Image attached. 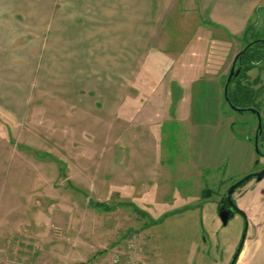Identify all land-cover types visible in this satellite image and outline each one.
Returning a JSON list of instances; mask_svg holds the SVG:
<instances>
[{
    "label": "rangeland",
    "instance_id": "obj_1",
    "mask_svg": "<svg viewBox=\"0 0 264 264\" xmlns=\"http://www.w3.org/2000/svg\"><path fill=\"white\" fill-rule=\"evenodd\" d=\"M29 23L32 37L44 35L37 55L23 46L19 22L0 38V264H112L131 242L140 264H228L243 234L235 264H264V178L233 194L240 214L226 226L218 217L227 189L264 166V159L255 164L254 116L222 100L229 118L214 135L192 137L190 126L172 123L161 134L148 126L128 133L127 123L105 122L95 95L80 108L55 104L48 88L69 77L62 61L51 60L47 26ZM249 26L232 44L216 38L206 52L219 61L264 42V15ZM254 48L264 55L263 44Z\"/></svg>",
    "mask_w": 264,
    "mask_h": 264
},
{
    "label": "crops",
    "instance_id": "obj_2",
    "mask_svg": "<svg viewBox=\"0 0 264 264\" xmlns=\"http://www.w3.org/2000/svg\"><path fill=\"white\" fill-rule=\"evenodd\" d=\"M262 14L264 0H0V38L19 22L23 46L37 55L44 35L32 37L29 21L47 26L51 60L69 77L48 88L55 104L79 107L95 95L105 122L127 123L128 133L148 126L161 134L172 123L211 136L229 118L221 107L234 51L217 61L207 46L216 38L232 44Z\"/></svg>",
    "mask_w": 264,
    "mask_h": 264
},
{
    "label": "flooded vegetation",
    "instance_id": "obj_3",
    "mask_svg": "<svg viewBox=\"0 0 264 264\" xmlns=\"http://www.w3.org/2000/svg\"><path fill=\"white\" fill-rule=\"evenodd\" d=\"M252 43H254V44H252ZM261 44L264 45V42H261L259 40H253L251 42L246 43V45L233 57V59L231 61V64H232L234 58L240 54L235 61L234 73H236V76L232 80H238L239 81L240 86L244 90V93L246 96H248L247 95L248 91H252V93H253L252 99H254V100L252 101V103H249L247 105V107L239 108V109H253V110L257 111L259 116H260L261 132L258 133V136H257V142H258V148H259L260 155H258V156L256 155V158H257L256 161L258 162L256 165H258L260 163L259 161L261 159H264V114H263L264 113V80H262V81L260 80V84H259L260 77L262 75L264 76V55L262 53L255 52L258 49L254 50L255 49L254 46H256V45L260 46ZM231 64H230V67H231ZM254 70H256L257 74L254 76L255 78L250 81L248 74ZM229 71H230V68H229ZM228 74H229V72H228ZM228 74H227V77H228ZM230 84H231V82H230ZM258 84H259V86L257 88ZM225 104L227 105L226 102H225ZM236 108H238V107H236ZM251 114L254 116L255 121H256L255 122V124H256L255 125V131H254V135L252 138V145H254V138H255V134H256L258 119H257L256 114H254V113H251ZM248 123L249 122L247 120H245L244 127H247ZM244 139H246L248 142L250 140L249 137H247V136ZM263 168H264V166L262 168H260L259 170L254 171V172H258V171L262 170ZM223 197L221 198V201L218 204V206L220 208L228 210V209H230V203H229L228 199H223ZM234 214H240V211L233 209V216H234ZM235 263H236V261H235ZM228 264H231V262H229Z\"/></svg>",
    "mask_w": 264,
    "mask_h": 264
},
{
    "label": "water",
    "instance_id": "obj_4",
    "mask_svg": "<svg viewBox=\"0 0 264 264\" xmlns=\"http://www.w3.org/2000/svg\"><path fill=\"white\" fill-rule=\"evenodd\" d=\"M239 55H237L234 58V60H233V62L231 64L228 77H227V79L225 81V84H224V87H223V99L227 103L228 107L235 113H243V112L247 111V112L254 113V114L257 115L258 124H257L255 138H254V149H255L256 155L258 156V155H260V152H259V148H258L257 136H258V133L261 132L260 116H259L258 112L253 110V109H239V108H236L229 102V99H228V88H229L231 80L236 76V73H234V66H235V61H236V59H237V57ZM257 163L258 162L256 161L255 164H257ZM263 178H264V168L262 170L258 171V172H252V173H249V174L243 176L242 178H240L238 181L233 183L227 189V191L224 194L223 199H228V201L230 203V209L225 210L223 208H220L218 210V217H219V220H220V222H221V224L223 226H226V224L228 223L229 219H231L233 217V209L237 210L235 202L231 199L233 194L238 189H241L242 187H244L249 181H251V180L261 181ZM244 241H245V234L242 235L241 244H240L239 249L236 252L235 256L233 257V259L231 261V264L235 263Z\"/></svg>",
    "mask_w": 264,
    "mask_h": 264
},
{
    "label": "trees",
    "instance_id": "obj_5",
    "mask_svg": "<svg viewBox=\"0 0 264 264\" xmlns=\"http://www.w3.org/2000/svg\"><path fill=\"white\" fill-rule=\"evenodd\" d=\"M247 95H245L244 90L241 88L240 83L238 80H232L231 84L229 85L228 88V99L229 102L234 106L238 108H244L247 107L249 103H252L254 99H252V91H248ZM33 154L39 158V157H44L50 160L55 161L58 164H61L64 167V164L59 162L58 160L54 159L50 155L46 153H40L38 151H34Z\"/></svg>",
    "mask_w": 264,
    "mask_h": 264
},
{
    "label": "built area",
    "instance_id": "obj_6",
    "mask_svg": "<svg viewBox=\"0 0 264 264\" xmlns=\"http://www.w3.org/2000/svg\"><path fill=\"white\" fill-rule=\"evenodd\" d=\"M135 251H136V245L131 242L127 244V251L125 254H121L120 251H115L113 254L112 258V264H123V258L121 257L122 255L124 256V260H127L128 264H140L136 259H135ZM122 258V259H121Z\"/></svg>",
    "mask_w": 264,
    "mask_h": 264
}]
</instances>
